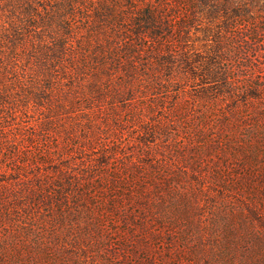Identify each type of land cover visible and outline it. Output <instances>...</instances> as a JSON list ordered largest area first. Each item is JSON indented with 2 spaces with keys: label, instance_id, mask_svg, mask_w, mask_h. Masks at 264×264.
Instances as JSON below:
<instances>
[{
  "label": "rangeland",
  "instance_id": "rangeland-1",
  "mask_svg": "<svg viewBox=\"0 0 264 264\" xmlns=\"http://www.w3.org/2000/svg\"><path fill=\"white\" fill-rule=\"evenodd\" d=\"M237 2L260 12L226 31L182 0L162 90L101 111L78 99V137L0 157V264H264V1ZM68 164L79 190L45 191Z\"/></svg>",
  "mask_w": 264,
  "mask_h": 264
},
{
  "label": "trees",
  "instance_id": "trees-1",
  "mask_svg": "<svg viewBox=\"0 0 264 264\" xmlns=\"http://www.w3.org/2000/svg\"><path fill=\"white\" fill-rule=\"evenodd\" d=\"M193 1L210 22L226 18V31L236 25L233 19L238 20L237 24H252L260 12L249 6L239 7L238 0ZM181 3L0 0V157L7 156L11 163L20 164L21 155L26 156L25 151L34 148L39 139L48 150L52 149L48 141L55 136L68 140L78 137L76 127L81 123L68 127L66 118L81 108L78 99L86 101L87 109L101 111L105 104H126L139 94L162 90L157 70L173 71L168 57L172 50L166 47V37L174 32ZM187 28L181 24L182 30ZM250 35L240 32L235 37L246 43L243 50H252L245 39ZM146 48L150 49L147 53ZM91 114H86L85 125L86 135L93 136L97 122ZM23 116L27 120H22ZM59 156H64L62 150ZM56 173L50 185L45 183V191H50L52 185L59 187L53 191H78L87 177L85 173L76 175L72 164ZM112 182L117 188L119 183ZM24 188L35 191L26 183Z\"/></svg>",
  "mask_w": 264,
  "mask_h": 264
}]
</instances>
